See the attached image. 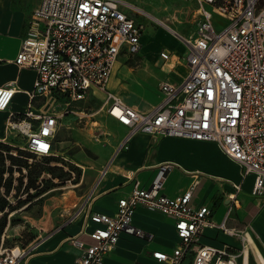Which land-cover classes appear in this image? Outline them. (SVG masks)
Segmentation results:
<instances>
[{"label": "built area", "instance_id": "built-area-1", "mask_svg": "<svg viewBox=\"0 0 264 264\" xmlns=\"http://www.w3.org/2000/svg\"><path fill=\"white\" fill-rule=\"evenodd\" d=\"M185 1H196L201 16L196 34L181 36L188 48L186 76L179 83L162 82V101L141 112L109 89L120 58L136 56L142 48L145 24L125 10L136 11V7L122 0H41L15 58L19 68L33 69L38 75L34 90L28 93V109L20 116L10 113L7 119L6 129L26 138L18 148L37 156L52 155L60 120L76 110L85 114L86 107L80 109L79 104L98 98L100 92L104 98L96 113H106L126 126L129 133L125 142L136 132L156 139L213 142L241 167L243 177L255 175L253 193H263L264 0ZM215 16L225 22L223 27L216 24ZM160 56L164 63L170 59L168 52ZM17 91L12 85L0 87V110L9 108ZM48 98L66 103L62 115L43 111L49 106ZM38 100H42L39 107L35 105ZM9 139L6 136L1 142L9 144ZM169 170L170 164L160 165L150 188L136 182L132 192L118 201L114 214L94 212L88 216L85 228L91 224L95 227L84 233L92 242L79 236L69 239L79 250L77 264H103L124 233L151 240V234L133 224L140 206L175 222L179 243L171 253L154 251L152 256L158 264H251L248 244L240 251L228 246H196L206 228L231 235L236 232L227 228L229 213L217 223L209 206H195L193 189L177 196L162 194ZM128 174L133 178L135 172ZM27 254L19 247L1 252L0 264H20Z\"/></svg>", "mask_w": 264, "mask_h": 264}, {"label": "crops", "instance_id": "crops-1", "mask_svg": "<svg viewBox=\"0 0 264 264\" xmlns=\"http://www.w3.org/2000/svg\"><path fill=\"white\" fill-rule=\"evenodd\" d=\"M40 3L41 0H0V87L12 85L18 90L9 108L0 110V141L8 136L6 123L10 113L20 116L28 109V93L34 90L38 77L33 69L19 68L15 58L26 36L31 15ZM177 35L180 34L163 30L153 34L144 32L139 54L120 58L109 89L127 105L141 112H148L157 106L163 98L160 90L162 82L179 83L187 73L185 57L188 48ZM161 52L170 53L168 62L164 63ZM137 57L140 58L138 65L121 63L126 58ZM97 96L99 99L90 100L99 102V105L104 94L98 92ZM41 103L42 100H38L35 105L39 107ZM47 103L49 106L43 111L49 109V112L63 114V106L58 102L48 98ZM99 114L118 122L106 113ZM111 124L117 141L114 145L97 150L91 143L84 142L90 153L101 155L97 164L101 179L95 186L92 201L87 205L91 212H88L81 227L71 225L41 240L20 264H77L79 250L69 239L79 236L87 243L92 242L84 233L95 227L91 224L85 228L88 216L94 212L114 214L118 201L132 192L136 182L143 188L152 186L159 175V166L163 164H170V170L166 174L162 194L177 196L193 189V204L209 206L215 222H222L229 213L226 225L236 234L206 228L196 246H228L233 251H240L243 244H248L251 264L264 259V192L253 193L255 175L243 177L241 167L225 156L213 142L178 137L156 139L143 132L134 133L125 142L129 129L119 122ZM130 170L135 172L133 178L128 174ZM231 195H235L234 199ZM133 224L151 234L152 239L122 234L117 247L105 256L103 264H158L152 253L158 250L171 253L179 243L174 220L159 212L140 206Z\"/></svg>", "mask_w": 264, "mask_h": 264}, {"label": "rangeland", "instance_id": "rangeland-1", "mask_svg": "<svg viewBox=\"0 0 264 264\" xmlns=\"http://www.w3.org/2000/svg\"><path fill=\"white\" fill-rule=\"evenodd\" d=\"M122 1L129 7H136V11L125 8L136 17L138 22L146 25L145 32L148 34L163 30L188 38L189 35L196 34L201 21L196 1ZM207 9L211 11L212 7L207 6ZM215 22L220 24V28L225 23L217 16H215ZM162 23L168 25L175 32ZM180 35L177 36L182 40ZM127 60L129 58L121 63L131 66L140 63L138 57ZM181 71L184 72V69ZM98 103L88 100L86 103L79 104L80 109L86 107L85 114L81 113V110H76L77 114L70 113L62 118V126L55 138L52 155H28L32 153L18 148L26 141V138L23 140V136L18 132L13 134L7 130L12 141L7 145L13 148L10 153L21 158L24 164H28L29 170L34 175H39L37 185H40L39 189L42 191L31 189L28 192L26 188L28 170L23 169L24 183L20 185L18 178L21 174L17 171V167H14L13 188L8 196V201L12 204L13 209L6 210L7 225L1 236L0 254L19 247L28 252L26 257L28 258L39 242L46 237L71 225L81 227L90 211L87 205L92 201L91 197L95 186L101 179L97 170L101 155L100 153L98 155L90 153L84 142L91 143L97 150L110 147L117 142L111 122H118L97 114ZM91 114L95 116L91 117ZM18 150L24 153L18 152ZM9 166L10 161H6V168L8 169ZM251 176L253 175L246 177L251 178ZM8 177L9 174L6 173L4 180ZM17 189H19L18 192ZM0 217H4V214H0ZM23 261L25 260L23 259Z\"/></svg>", "mask_w": 264, "mask_h": 264}, {"label": "trees", "instance_id": "trees-1", "mask_svg": "<svg viewBox=\"0 0 264 264\" xmlns=\"http://www.w3.org/2000/svg\"><path fill=\"white\" fill-rule=\"evenodd\" d=\"M18 149V148H16ZM13 148L6 143L0 142V214H4V217H0V243H1V236L4 233L5 227L7 225L6 221V210L13 209L12 204L8 201V196L10 195L12 188H13V174H14V167H17V171L20 172L21 176L18 178L20 185L24 183V174L23 169L28 170V175H26L27 184L26 188L28 192L31 189H36L38 191H42L39 189L40 185H37L39 175H34L30 169L28 164H24L21 158L14 156L10 152ZM18 152L24 153L21 150ZM28 154V153H27ZM33 156V154H28ZM6 161H10V166L8 169L6 168ZM8 173L9 177L4 180L5 174ZM19 189H17L18 192ZM31 196V194H29Z\"/></svg>", "mask_w": 264, "mask_h": 264}, {"label": "bare ground", "instance_id": "bare-ground-1", "mask_svg": "<svg viewBox=\"0 0 264 264\" xmlns=\"http://www.w3.org/2000/svg\"><path fill=\"white\" fill-rule=\"evenodd\" d=\"M161 22V21H160ZM162 24H164L166 27H168L170 30H172L168 25H166L165 23H162ZM173 31V30H172ZM173 32H175V31H173ZM61 106H63V112H64V108L66 107V103H64V102H61V101H59L58 102ZM50 114H52V115H55V116H60L59 114H57L56 112H50ZM62 115V114H61ZM23 140H24V137L22 138ZM262 258V257H261ZM261 261L262 262H264V259L262 258L261 259Z\"/></svg>", "mask_w": 264, "mask_h": 264}, {"label": "snow or ice", "instance_id": "snow-or-ice-1", "mask_svg": "<svg viewBox=\"0 0 264 264\" xmlns=\"http://www.w3.org/2000/svg\"><path fill=\"white\" fill-rule=\"evenodd\" d=\"M181 227H183V225H181Z\"/></svg>", "mask_w": 264, "mask_h": 264}]
</instances>
